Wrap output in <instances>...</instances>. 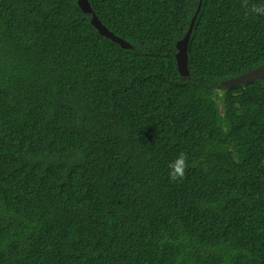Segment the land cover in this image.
I'll return each instance as SVG.
<instances>
[{"label":"trees","instance_id":"obj_1","mask_svg":"<svg viewBox=\"0 0 264 264\" xmlns=\"http://www.w3.org/2000/svg\"><path fill=\"white\" fill-rule=\"evenodd\" d=\"M89 2L0 0V264H264V16Z\"/></svg>","mask_w":264,"mask_h":264},{"label":"water","instance_id":"obj_2","mask_svg":"<svg viewBox=\"0 0 264 264\" xmlns=\"http://www.w3.org/2000/svg\"><path fill=\"white\" fill-rule=\"evenodd\" d=\"M78 6L83 13L91 15L90 23L97 30L99 35L107 39H110L112 42L118 44L122 49L133 48V46L129 42L115 35L99 20L98 16L91 7L89 0H78ZM201 9H202V3L198 8L197 13L194 15L186 35L184 36L183 39H181L178 42V44H176V47L178 49V52L176 54V61H177L179 73L183 77H190L191 75V71L189 68V60H190L189 46L194 31V27L198 18V14L200 13ZM263 80H264V64H262L261 66L255 69H251L247 73H244L240 76L225 80L221 84L222 87H224L225 89H233L236 87L244 86L251 82L263 81Z\"/></svg>","mask_w":264,"mask_h":264},{"label":"clouds","instance_id":"obj_3","mask_svg":"<svg viewBox=\"0 0 264 264\" xmlns=\"http://www.w3.org/2000/svg\"><path fill=\"white\" fill-rule=\"evenodd\" d=\"M246 15L264 16V0L259 3H250V0H241ZM168 177L172 182H180L184 179L189 167L188 156L180 152L169 164Z\"/></svg>","mask_w":264,"mask_h":264}]
</instances>
